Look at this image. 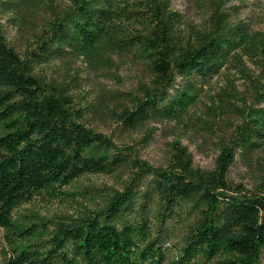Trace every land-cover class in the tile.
Instances as JSON below:
<instances>
[{
	"label": "trees",
	"instance_id": "trees-1",
	"mask_svg": "<svg viewBox=\"0 0 264 264\" xmlns=\"http://www.w3.org/2000/svg\"><path fill=\"white\" fill-rule=\"evenodd\" d=\"M31 0H0L1 14ZM23 54L0 27V227L3 264H264V165L253 188L235 184L239 159L264 150V30L232 0H189L190 18L172 0H64ZM127 51L147 79L114 112L121 128L154 119L186 124L198 87L234 67L249 77L258 104L219 139L204 169L179 138L166 167L85 123L97 103L80 105L73 79L45 78L42 65ZM246 59L257 69L248 74ZM127 170L95 206L44 218L21 211L37 194L58 196L86 174Z\"/></svg>",
	"mask_w": 264,
	"mask_h": 264
},
{
	"label": "rangeland",
	"instance_id": "rangeland-1",
	"mask_svg": "<svg viewBox=\"0 0 264 264\" xmlns=\"http://www.w3.org/2000/svg\"><path fill=\"white\" fill-rule=\"evenodd\" d=\"M62 2L64 0H31L5 10L0 17V27L9 43L24 54L47 26L50 7L62 5ZM232 3L240 4V17L249 21L254 29L264 30V0H232ZM172 4L189 18L193 16L189 0H172ZM107 56L104 63L95 66L86 57L57 59L39 67L38 73L48 79L75 80L79 104L88 100L97 103L96 109L86 113L85 123L111 134L117 143L133 145L141 158L155 166L168 165L170 142L179 138L193 153L197 166L211 169L219 139L242 120L241 110L245 105L258 104L249 77L234 67L223 68L219 75L199 84V100L191 108L186 124L154 119L129 131L119 126L114 112H120L123 105L129 103L126 93L135 91L138 83L147 79V68L139 57L127 51L108 52ZM246 64L248 74L257 76V67L247 59ZM248 157L253 163L239 159L230 170V178L235 184L242 183L251 189L261 172L258 163L264 165V150H256ZM127 175V170L86 174L64 187L65 193L58 196L37 194L21 211L44 218L76 215L81 203L95 206L113 189H121ZM6 246L4 230L0 227V264H3Z\"/></svg>",
	"mask_w": 264,
	"mask_h": 264
}]
</instances>
